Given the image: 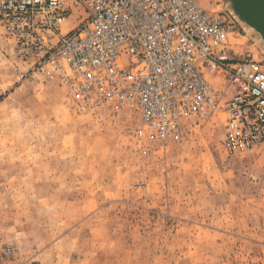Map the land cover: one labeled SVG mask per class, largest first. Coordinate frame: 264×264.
<instances>
[{"label":"rangeland","instance_id":"374dc122","mask_svg":"<svg viewBox=\"0 0 264 264\" xmlns=\"http://www.w3.org/2000/svg\"><path fill=\"white\" fill-rule=\"evenodd\" d=\"M66 4L63 34L85 20ZM234 31L230 56L264 69L261 36ZM34 69L0 24V264H264V144L228 156L222 111L168 142L133 111L77 115Z\"/></svg>","mask_w":264,"mask_h":264},{"label":"built area","instance_id":"2783aa9c","mask_svg":"<svg viewBox=\"0 0 264 264\" xmlns=\"http://www.w3.org/2000/svg\"><path fill=\"white\" fill-rule=\"evenodd\" d=\"M72 1L85 20L63 34L66 0H0V24L17 56L64 88L72 112L133 111L168 142L222 111L228 156L264 144V69L230 56L232 12L210 11L201 0Z\"/></svg>","mask_w":264,"mask_h":264},{"label":"water","instance_id":"95a60500","mask_svg":"<svg viewBox=\"0 0 264 264\" xmlns=\"http://www.w3.org/2000/svg\"><path fill=\"white\" fill-rule=\"evenodd\" d=\"M232 11L264 42V0H226Z\"/></svg>","mask_w":264,"mask_h":264}]
</instances>
